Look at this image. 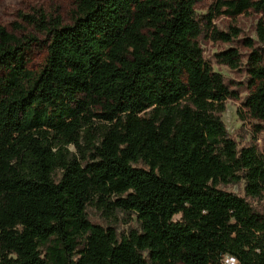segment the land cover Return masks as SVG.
<instances>
[{
    "label": "trees",
    "instance_id": "obj_1",
    "mask_svg": "<svg viewBox=\"0 0 264 264\" xmlns=\"http://www.w3.org/2000/svg\"><path fill=\"white\" fill-rule=\"evenodd\" d=\"M197 2L74 0L68 23L42 9L19 14L26 27L0 23V264H264L251 203L264 196V149L229 133L222 114L239 95L201 44L239 35L217 14L260 16L239 114L264 122V0H218L202 17ZM216 62L242 65L235 48ZM242 182L245 196L224 188ZM89 206L139 228L93 223Z\"/></svg>",
    "mask_w": 264,
    "mask_h": 264
},
{
    "label": "rangeland",
    "instance_id": "obj_2",
    "mask_svg": "<svg viewBox=\"0 0 264 264\" xmlns=\"http://www.w3.org/2000/svg\"><path fill=\"white\" fill-rule=\"evenodd\" d=\"M73 2L74 0H0V23L9 30L14 31V24L16 22L23 23L19 17L20 13L29 14L39 9H42L50 15L60 14L64 22L68 23L70 21ZM217 2L218 0H198L196 5L197 15L199 17L207 15ZM259 17L254 11H249L237 17H231L225 13L217 14L213 19V24L219 31L232 33V27H236L240 30L239 35L234 37L231 42H224L214 40L209 34V36H203L201 38V44L205 59L213 64L216 71L223 74L231 89L235 90L239 95L238 98H229L226 101V111L222 114V119L229 133L238 141L240 147L254 143L263 151L264 122L249 118L242 120L239 114V112L245 113L247 111L244 103L249 94L248 85L250 82V76L247 72V61L251 50L245 44V40L257 39L256 25ZM15 32L19 35L22 34V31ZM25 32L26 34H35L33 28H28ZM36 36L39 38V41L34 43L28 52V66L33 70H39L48 56L46 35L36 34ZM229 48H235L239 51L242 60L240 69H233L216 62V54ZM257 126H261L260 131L257 130L260 128H257ZM224 188L241 196H245L246 194L244 182L228 185ZM251 203L256 211L264 214V196L260 200H251ZM87 212L91 222L101 224L105 227H114L122 235L127 234L131 229L139 228L136 217L130 214L118 212L116 215L109 216L95 206H89ZM224 263L236 264L237 262L231 257H226Z\"/></svg>",
    "mask_w": 264,
    "mask_h": 264
}]
</instances>
